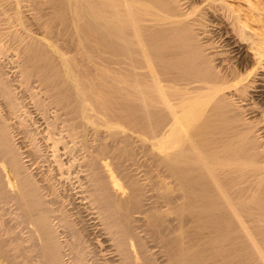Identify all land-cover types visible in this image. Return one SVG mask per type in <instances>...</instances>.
<instances>
[{
	"label": "bare ground",
	"instance_id": "obj_1",
	"mask_svg": "<svg viewBox=\"0 0 264 264\" xmlns=\"http://www.w3.org/2000/svg\"><path fill=\"white\" fill-rule=\"evenodd\" d=\"M204 1L223 13L236 42L246 43L253 64L264 69V14L253 20L251 12L259 2L246 0L248 8L242 10L227 0ZM1 2L0 17L22 32L9 33L20 46L12 49L16 71L9 76L0 61V264H91L97 250L108 252V264H159L135 231L138 222L145 223L134 215L149 211L141 204L142 187L114 163L115 155L108 157L112 153L101 136L116 144L114 136L125 140L136 132L145 155L163 170L157 188L180 200L171 210L209 213L219 236L231 240L232 253L250 252L256 264H264V148L255 125L232 101L245 96L254 74L238 60L226 70L215 64L195 33L198 8L183 11L181 0H49L46 22L83 29L94 24L93 48L106 47L101 53L117 67L113 84L105 86L86 83L82 62L28 32L31 22L41 21L38 1ZM24 4L34 12L31 18L24 15ZM6 36L0 33V60L7 56ZM26 98L44 114L55 109L44 129L53 166L39 180L28 172L9 123L19 113L18 126L27 127ZM88 130L94 139L82 141L78 155L76 145ZM60 144L69 155L66 162ZM67 186L78 192L68 195ZM68 197L79 201L77 216L70 214ZM82 210L94 218L84 221ZM87 221L94 235L86 231ZM146 223L152 225L151 219ZM167 255L169 264L172 257L180 264L181 255L169 250Z\"/></svg>",
	"mask_w": 264,
	"mask_h": 264
},
{
	"label": "rangeland",
	"instance_id": "obj_2",
	"mask_svg": "<svg viewBox=\"0 0 264 264\" xmlns=\"http://www.w3.org/2000/svg\"><path fill=\"white\" fill-rule=\"evenodd\" d=\"M36 1L41 4V6L38 8L39 14L42 15L40 19L41 21L40 23L36 22V24L31 22V25L27 27L28 32L34 35L36 34L39 37L42 36L41 38H45L49 43L56 47L60 53H63V55L65 54L66 57L69 56L68 58L76 59L82 62L86 73V83L90 82L95 85L103 84L105 86L113 84L110 81V76L115 74L113 71L116 70L117 67L116 65L112 64V59L110 57H107L105 53H101L103 51H108V49H105L106 47L104 48L102 45L103 47H98V50L96 49V46L93 48L92 42L96 38L94 32H92L94 24L91 23V26L89 23V25H86V29H83L81 24H71V22H65V24L64 22H46L52 12L49 0ZM203 1L204 0H181L180 3L183 11L186 10V8H198L197 10L195 9L196 12L194 13V17L192 16L193 18H196V21H194V24H197L194 26L195 33L198 34L197 36L200 42H204V44L207 45L205 52L210 54V57L214 58L215 64H220L219 66L222 65L221 67L226 70L229 65H234L238 60L241 64V67H245L246 65L248 72L254 74V82L252 83L253 85L251 84V87L247 89L245 96L241 99L233 97L232 101H235L237 106L242 107L241 116L246 119V121L252 122V124L255 125V134L258 136L257 139L259 142H261V145L264 148V69L258 68L257 65L253 64V56H250L252 55L251 51L245 50V48H243V46L247 45L246 43L236 42L235 38L233 37L230 24L226 18L223 19V13L221 11H217V9L208 7L210 2ZM227 1L232 2L231 4L233 5L238 4L236 6H239L240 9L243 8L242 10H246L248 8L246 0ZM250 1L252 3L256 1L259 2V9L257 8L258 10L254 12L251 11L252 15L254 16V20L259 18L257 17L258 15L264 14L262 11V9L264 10V0ZM0 4L3 3L1 2ZM25 7L23 8L24 15L31 18L34 12L30 11V8ZM192 17H189V19H192ZM199 18L202 20L199 21ZM261 19L262 23H264V16H262ZM88 26H90L91 30ZM143 27L144 28L142 30L144 31L146 27ZM16 30L18 34L22 32V30L8 25L3 21V18L0 17V33L4 36L7 35L2 41V45L5 44V46L8 48V52L6 54L7 56L1 58L0 61H3V71L8 73L9 76H11L12 73L16 71V68L11 63V60H14V58H11L14 55L12 49L20 47L18 41L15 39L13 40L11 35L9 36V33L15 32ZM17 33L15 32L16 35H18ZM90 33L93 35H90ZM99 41H96V43L98 44ZM239 44L242 46H239ZM95 50H97V52ZM262 64H264V62ZM105 73H108V75H105ZM109 73L112 74L109 75ZM34 85L36 86L37 84ZM23 104V106H25V111L27 112L25 119H29L27 120V127L24 126V128H26V132L25 129L22 128L23 126H18L19 113L10 116L9 123L12 126L11 132L14 136L15 144H17V146L20 148V152L23 153L25 166H28V172H33L31 174L36 175V179L39 180V177L43 174V172H47L46 170H48L50 166H53V164L50 163L51 150L49 148V143L44 139V129L46 128L47 123L53 119V112L55 109L54 106H51L49 107L48 114H44L40 110L38 111V109H36V107L27 98L23 100ZM129 133L130 132H127V134ZM93 135L94 134L92 131L88 130L86 131V135L79 139L80 143L76 145L78 155L80 153L82 154L83 152L81 150L83 142L88 141L86 144L90 143L94 139ZM106 135L107 134H102L101 136L106 137L103 142L109 146V150L111 152H108V154L112 153V155L107 156L112 158L115 155L116 162L114 160V163L116 164L119 162L121 168L125 170L126 174L131 176L134 181H137L139 186L142 187L141 204L144 206V209H148L149 211L145 214V216L140 214L134 215L136 220L141 219V221H144L146 224L143 225L138 222L137 229L135 231L136 234L144 238L146 245H148V250H150V253L154 254V259H157V263L159 262V264H169V258L167 255L169 250L171 255L175 254L182 256L180 264H256V261L250 252L240 250L236 253L233 251L232 253L231 249H233V247L231 245V240H228V238L226 240V237L222 238V236H219L217 225L210 224L212 215L209 217V213L207 215L205 212H200L199 214L202 215H199L197 212L191 213L190 211L189 213L184 212L183 214L179 215L176 214L177 212H173L171 210V207L179 203L180 200L173 198L175 193H164L162 189L157 188L159 186L156 183H160V178L164 173L162 169L156 167V165H153V162L150 161L148 155H145L142 145L137 138L141 136L139 132L134 134L130 133L129 136L131 138L125 140L123 139V135L114 136L117 138L116 144L113 139L109 137V135H107L108 137ZM58 138H60V136ZM234 140L236 141L235 138L233 141ZM58 147L59 154L63 155L61 156V159L66 162V160L69 158V155L62 149L63 145L61 146L60 144ZM34 148L35 150H38V153H33ZM163 181L168 182L170 180L163 178ZM67 188L69 187L67 186ZM58 189L61 192L63 191V189L60 187H58ZM69 190L67 189L69 192L68 195L78 192V189L74 190L69 188ZM42 194L45 195L47 193L42 191ZM77 197L73 196V200H75ZM50 198V196H45L44 200L50 201ZM67 200L72 201L70 197H68ZM72 202L73 203H71V207L68 205V207L72 209H69V211L72 212H70V214L74 215L76 213L75 215L77 216L76 210L77 206L79 205L77 202L79 201L76 200ZM66 210H68L67 207ZM83 212L81 216L85 217L84 221L93 217L91 214L87 216L89 213L93 212ZM195 214L198 215L196 216ZM146 215L149 217L147 216L146 218ZM152 216L157 219H152ZM205 216L207 217L205 218ZM158 217H161V219H158ZM150 219L152 225L146 223L147 220L150 221ZM89 223H91V221H87L88 225L85 224V229L94 235V228H92V224L89 225ZM153 225L154 227L150 228V226L152 227ZM211 225L213 226L211 227ZM92 235L90 237H93ZM159 237H163L167 241V243L170 245L168 249L163 247V244L160 243L161 240ZM179 237L180 239H178ZM223 241L224 243L227 241L225 243L227 245L224 243L222 244ZM212 244H216L217 246ZM97 251L98 253L96 254H98V256L95 257L94 260H90V263L94 264V262H96V264H108L106 261L108 258V252H100L99 254V250ZM171 260L175 262V258L172 257ZM175 264L177 263L175 262Z\"/></svg>",
	"mask_w": 264,
	"mask_h": 264
}]
</instances>
